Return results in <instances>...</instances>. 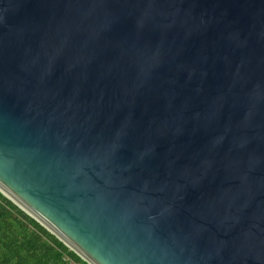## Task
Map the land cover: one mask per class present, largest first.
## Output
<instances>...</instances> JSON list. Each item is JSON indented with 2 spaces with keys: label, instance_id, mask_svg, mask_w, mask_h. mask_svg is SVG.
Here are the masks:
<instances>
[{
  "label": "water",
  "instance_id": "95a60500",
  "mask_svg": "<svg viewBox=\"0 0 264 264\" xmlns=\"http://www.w3.org/2000/svg\"><path fill=\"white\" fill-rule=\"evenodd\" d=\"M0 192L89 264H264V0H0Z\"/></svg>",
  "mask_w": 264,
  "mask_h": 264
},
{
  "label": "trees",
  "instance_id": "16d2710c",
  "mask_svg": "<svg viewBox=\"0 0 264 264\" xmlns=\"http://www.w3.org/2000/svg\"><path fill=\"white\" fill-rule=\"evenodd\" d=\"M0 264H89L0 192Z\"/></svg>",
  "mask_w": 264,
  "mask_h": 264
}]
</instances>
